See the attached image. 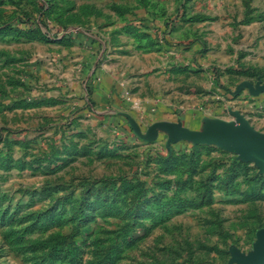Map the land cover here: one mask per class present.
I'll use <instances>...</instances> for the list:
<instances>
[{"label": "rangeland", "instance_id": "obj_1", "mask_svg": "<svg viewBox=\"0 0 264 264\" xmlns=\"http://www.w3.org/2000/svg\"><path fill=\"white\" fill-rule=\"evenodd\" d=\"M249 129L264 0H0V264H264Z\"/></svg>", "mask_w": 264, "mask_h": 264}, {"label": "water", "instance_id": "obj_2", "mask_svg": "<svg viewBox=\"0 0 264 264\" xmlns=\"http://www.w3.org/2000/svg\"><path fill=\"white\" fill-rule=\"evenodd\" d=\"M156 125H153L149 131V137L146 139L154 138L156 133ZM216 137L221 140L231 141V142H253L258 145V150L264 149V133L255 132L252 129L248 131H224L216 134ZM261 261L264 260V242L262 243V251L259 256Z\"/></svg>", "mask_w": 264, "mask_h": 264}]
</instances>
